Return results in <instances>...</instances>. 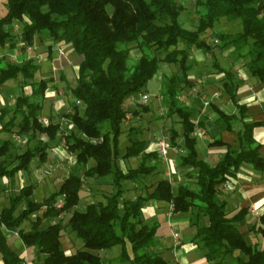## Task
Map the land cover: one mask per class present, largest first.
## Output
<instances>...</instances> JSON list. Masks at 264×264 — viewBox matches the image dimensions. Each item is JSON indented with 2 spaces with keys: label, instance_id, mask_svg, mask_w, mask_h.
Returning <instances> with one entry per match:
<instances>
[{
  "label": "trees",
  "instance_id": "obj_1",
  "mask_svg": "<svg viewBox=\"0 0 264 264\" xmlns=\"http://www.w3.org/2000/svg\"><path fill=\"white\" fill-rule=\"evenodd\" d=\"M195 10L199 26L189 31L178 21L179 8L175 0H7V11L0 17V46L8 43L14 47L16 40L33 45L35 36L45 33L55 42L70 44L80 56L77 84L70 89L74 97L70 103L72 112L65 114L73 128L65 136V144L68 151L75 153L77 166L94 161L84 170L86 177H111L112 191L103 193V201L88 203L80 210L76 206L81 199L83 180L73 173L41 201L31 198L33 184L20 187L18 193L10 195L8 206L0 209L3 264L24 263L5 230L16 232L26 247L41 255L37 264H104L91 250H110L116 246L120 253L113 264H168L152 249L159 223L146 222L143 218L142 209L149 200L169 203L174 213L196 207L207 217V224H198L197 220L192 224L196 226L193 240L205 250L208 262H220L238 251L246 257L236 256L238 264H264V249L246 242L238 229L237 224L245 218L247 208L228 216L226 202L219 199V185L241 165L264 171L260 144L253 136V129L260 122L245 120L246 105L238 102L234 74L214 63L216 72L223 76V91L236 108V112L226 113L211 104L216 114L215 123L222 131H232L235 123L241 128L237 146L220 139L213 142L223 146L224 151L219 161L211 165L197 153L196 123L191 120L196 112L178 98L179 89L191 84L189 50L210 51V45L200 35L221 18L239 19L241 29L234 33L217 30V45L230 49L236 59L243 60L241 66L251 76L264 82V0H196ZM17 22L22 23L20 36L6 28ZM132 48L139 49L140 55L130 63ZM162 63L179 66V71L170 75L164 84L162 100L167 107L166 115L178 118L184 149L179 164L193 168L186 176L195 179V187L182 182L174 193L172 183L165 176L151 192L121 201L122 181H138L158 167L152 162L157 152H145L146 142L138 139L140 132L133 127H129L130 143L121 157L142 154V159L135 168L122 171L116 167L122 124L128 120V112L122 105L127 97L138 96L146 90ZM38 71L39 64L32 59L4 63L0 67V86L9 79L21 77L22 82L32 88L29 95L17 96L12 106L0 108V133L17 127L20 134L30 133L36 138L40 133L46 138H39L33 146L16 153L11 165L3 163L9 156L10 142L0 139V158L3 159L0 184L2 178L11 179L17 172L27 170L35 158L44 162L46 150L59 129L58 123L44 125L39 121L49 80H36ZM76 100L83 104L82 110ZM178 137V132L172 129V146L178 145ZM64 212H70L65 226L82 242V247L71 253L62 247L60 222L41 225L44 219L56 218ZM32 214L35 218L30 228L24 230L21 224ZM254 225L264 240V213L258 215Z\"/></svg>",
  "mask_w": 264,
  "mask_h": 264
},
{
  "label": "crops",
  "instance_id": "obj_2",
  "mask_svg": "<svg viewBox=\"0 0 264 264\" xmlns=\"http://www.w3.org/2000/svg\"><path fill=\"white\" fill-rule=\"evenodd\" d=\"M6 11L7 0H0V17L3 16ZM6 28L10 30L12 34L20 36V33L17 34L15 32L17 24L7 26ZM41 40L47 41V45L50 46L52 50V56H54L51 61L48 62V65H50V70L53 72L56 70L59 71L61 69V79L65 80L64 82H66L69 89L75 87L76 85L72 86L71 83H69L68 73H75V79H77V69L79 62H75L71 67L67 66L64 69H62L63 67L61 68L59 62L61 61V58L65 57V55L67 61L73 60L79 55H77L73 51L70 44L55 42L45 33L36 35L33 45H26L21 48L17 46L16 48H14L10 47L7 43L4 46H0V64L23 62L25 60L32 59L35 63L41 66V61L44 60V58L42 57L41 53L38 52L40 50L37 49V42L41 43ZM27 46H31V50L28 51L26 49ZM197 51H199V49H193V52ZM192 56L193 54L189 55L190 58ZM199 59V57H195V59L192 60L193 62L191 64V68L188 71V80L192 83L195 89L201 88L204 89V91L201 92L200 95L195 96L193 92L188 89L185 96L182 99L180 98V101L196 112L191 120L196 123V126L198 127V129H196L194 132V135L196 136V149L198 156L211 165H214L219 161L221 154L224 151V147L213 144V142L217 139H220L226 144L237 146V137L241 125L239 123H235L234 129L232 131H222L217 127L215 123L216 114L213 111L211 104H216L221 110L226 113H234L236 112V108L230 100V97L223 91L222 74H218L216 72V74H213L214 76L208 79V81L204 79V83L202 82V79H199V67L201 62ZM227 70H230L234 74L235 80L238 83L236 92L238 102L246 105L247 117L245 118V120L249 122H260V124L254 127L253 136L256 142L260 144V153L264 157V82H260L255 77L251 76L244 67L239 68L238 70H236V72L234 71L235 69ZM22 81L23 79L21 77H18L14 79V82L8 86H5V82L0 86V108L12 106L15 102L16 97L21 94L29 95L31 93V85ZM195 81L202 83L196 84ZM215 81L219 82L222 91L212 92V83H215ZM60 92V90L58 91L55 87H51L48 84V88L46 89L44 95L43 108L39 115V121L43 122L42 120L47 119L49 124L52 121V118H56L57 115H60L62 116V120H66V122L70 123L68 125V128L72 129L73 124L71 120L64 115L72 112L70 105H68V102L71 103V101L68 96H66V98H63L58 95V93ZM129 98L132 99L131 97ZM122 106H124V104ZM5 119L7 120L8 118ZM61 119L57 120L61 121ZM175 130L179 134V137L177 139L178 145L172 146V150L178 153L177 161L170 155L172 154V152H170V148H168L166 159L164 160L161 157L158 147L159 136H156V140L150 139L151 131L148 132L145 130L143 133L138 134V139L144 140L146 142L145 152L156 151L157 157L159 158V161L161 163L160 167H157L153 173L146 175L144 178L138 181H122V187L125 191V196L126 194L130 193V196L136 197L138 195H145L146 193L151 192L156 183L161 178H164L165 176L168 177V173L171 174L170 177L172 181L170 182L172 183V185L174 182L173 178L178 180L179 183L188 180L186 174L193 171V168L188 166H181L179 164L180 156L184 154V149L182 146L183 140L181 138V127L180 131L178 129ZM2 134L4 133H0V136ZM155 134L156 133H154V136ZM122 135H124L123 130L121 137ZM169 137L167 138L169 139ZM161 138L167 140V138L164 136H162ZM24 144V148L20 150L17 149L16 153L23 152L27 148V144ZM128 144L129 143L125 144L124 148H122L120 144L119 157L115 162L116 167H118L122 171H125L128 168L137 167L142 159V154L133 156L135 157L134 160H130L132 157H121L125 152V147ZM46 152L47 156L44 162H41L38 160V158H35L34 160H32L27 170H22L15 174V176H18L20 178V187L28 184H33L34 186H36L39 182L45 181L46 176L41 174V170L45 167L51 168L54 171H56V168L61 169L62 165L59 163V159H66V164H64L66 167V177L68 176V174L73 173L81 177V179L83 180L81 198H83L85 203L79 204V200V205H77L76 208L83 210L88 203L99 200L103 201V193H109L112 191L111 177H86L83 174L85 169L94 164V161L88 160L84 166H76V170L71 171V168H74L73 164L76 160L74 152L68 151L67 148L65 150L60 146L51 148V145H49V148L46 150ZM152 162H154V160H152ZM14 177H12L11 179L4 177L2 178V182H12L14 181ZM63 180L64 179L61 180L59 185L63 182ZM103 186H110L111 190H105ZM219 188V199L226 202L225 207H228V210H226L228 216L233 215L240 208H247L245 218L237 224L238 229L242 233L243 238L246 242L258 244L259 248L264 249V244H262V237L259 235V233L254 234V232H252V227L257 221V217H253L249 211L250 207L254 206L258 210L259 215L264 213V171L259 172L252 169L250 166L243 164L235 172L234 175L228 177L225 182L221 183L219 185ZM94 194L96 195L93 196ZM179 213L181 212L174 213L169 203L156 200L147 201L142 209L144 220L157 221L159 223L158 229L160 228L162 223L164 224V231L163 229H161V231L158 233L157 229L152 249L158 252L161 257H163L167 261L168 264H230L231 262L229 261H231V259H228V256L240 257V253L236 251L233 255L226 256L220 262L218 260L208 262L204 256L205 250L201 247L197 240H193L194 234L196 232V226L190 223L189 218L187 220V218H185L184 216H180ZM207 223L208 222L204 224ZM189 225L193 226H190L191 228H189ZM179 229H181L182 232H187L189 240L188 244L186 243L187 241L181 240L179 236L177 240L173 237V232L177 233ZM167 236L172 237L171 243H167L165 241ZM20 241L21 240H18V236L14 232L13 243L11 244L15 250L17 249L14 246L20 243ZM33 251V248H28L23 244V250L21 249V252L18 251L21 257L24 258L23 264H33L28 258L30 252L32 253ZM91 252L94 253V250H91ZM38 263H40V261ZM0 264H3L1 261V256Z\"/></svg>",
  "mask_w": 264,
  "mask_h": 264
},
{
  "label": "rangeland",
  "instance_id": "obj_3",
  "mask_svg": "<svg viewBox=\"0 0 264 264\" xmlns=\"http://www.w3.org/2000/svg\"><path fill=\"white\" fill-rule=\"evenodd\" d=\"M175 2L179 8L178 21L182 24L183 28L189 31L196 30L199 26L197 12L195 10L196 0H175ZM16 24H17V28L15 32L19 34L21 33L22 23L17 22L15 23V25ZM240 29H241V24H240L239 19L228 20L226 18H221L218 22H216L213 28L207 29L204 33L200 35V38L204 39L210 45L211 50L207 51L204 49H199V51L197 52H193V49L189 50V55L193 54L191 58L188 56V60L191 64L193 62L192 60H194L195 57L200 58L199 60L201 62H200V67H199V79H202V82L204 79L208 81V79L214 76L213 74H216V67L214 63H217L219 66L226 68V69H235L234 70L235 72L236 70L242 67L241 64L243 60L236 59L230 49L221 48L220 46H218L216 35H215V32L217 30H223L226 32L234 33V32L239 31ZM14 43L15 44L17 43L14 46V48H16L17 46L21 48L27 45L26 43L19 41V40L15 41ZM37 43H38L37 49L40 50L38 52L41 53L44 60L41 61L42 65L39 66V71L36 73L35 79L39 80L41 78H45L46 80H49L48 84L51 87H55L58 91L59 90L61 91L60 93H58V95H60L63 98L64 97L66 98V96H68L70 101H73L74 97L72 96L68 85L66 84V82H64L65 80L61 79L62 70L60 69L59 71L56 70L53 72L50 70V65H48V62H50L54 56H52L53 55L52 50L50 46L47 45V41L41 40V43L40 42H37ZM179 46L182 47L183 44H180ZM139 55H140L139 49L132 48V50L130 51L131 58L129 62L131 63L133 61L132 59L138 58ZM80 60H81L80 56H77L73 60L67 61L66 55H65V57L61 58V61L59 63H60L61 68L63 67L62 69H64L67 66L71 67L72 65H74L75 62L76 63L80 62ZM2 66H4V63L0 64V67ZM178 71H179L178 65L173 64V63H162L159 71L149 81L146 90L143 92L149 96L148 102L146 103L141 102L139 95L135 96L133 99H130L129 97H127L124 100L123 108L124 109L126 108L125 110L128 112V120L122 124V130L124 133V135H122L121 137V147L122 148H124L125 144L130 143L128 140L129 127H133L139 130L140 132L139 134L143 133L144 130L148 132L151 131L150 139H153V140H156V136L157 137L159 136V139L162 136L166 138L169 137L172 129H178L180 131V125L178 123V118L176 116L168 117L166 115L167 107H166L165 102L162 100V91H163L164 84H166L168 77L170 75ZM75 77H76L75 73H72V72L68 73V78H69L68 81L69 83H71L72 86L76 85ZM13 82H14V79H9L5 82V86H8L12 84ZM199 82L195 81L196 84L202 83V82L201 83ZM192 86L193 85L191 83L190 85H186V86L183 85L179 89V93H178L179 100H181L185 96L188 89L191 90L195 96L200 95V93L204 91V89H201V88H200L201 90L198 88L195 89L194 86L193 88ZM211 90H213L212 92L222 91L221 86L218 81H215V83H212ZM128 98H129V101H128ZM68 105H70V102H68ZM77 105L80 108V110H82L83 104L79 103ZM8 117L9 116H7L6 118ZM61 117L62 116L57 115L56 118H52V121L49 120L53 123L58 122L59 124V129L57 131L56 137L52 142H50V145H51V148H56L60 146L61 148L66 150L65 136L70 132L71 129L68 128V125L70 123L66 122V120H62ZM57 119H61V121H58ZM41 123L44 124L43 122ZM196 129H198L197 126L195 127V130ZM2 133L4 134L0 136V139L8 140L10 142L9 151L7 153L9 156L6 157L5 161H3V163L7 165L13 164V158L16 155V150L17 149L20 150L24 148V145H25L24 143H26L28 147L29 145L33 146L34 144H36L39 138L46 139L45 136L40 133L37 134L36 138H33L30 133L20 134L18 133L17 127H12L10 131L2 132ZM154 133H156L155 136H154ZM167 141L170 144V147H169L170 152H172V154L170 155L173 158H175L177 161L178 153L172 150V145L170 143V137L169 139L167 138ZM134 159L135 157H132L130 160H134ZM1 160L3 159L0 158V161ZM153 160L157 164V166L160 167L161 162L159 161V158L156 156L155 158H153ZM59 161H60L59 163L62 165V168L61 169L56 168V171L44 166L45 168L41 170V174L45 175L47 180L45 179V181L39 182L35 186V190H33V194L31 195V198H33L36 201H41L43 198L49 195L51 191L57 190L59 188L60 186L59 183L61 182V180L66 178V167L64 165L66 164V159H59ZM73 166L74 168H71V171L76 170L75 169V167L77 166L76 163H74ZM173 179H174V182L172 186H173V191L175 193L179 185V182L175 178ZM168 180L171 181L172 179L170 180V178H168ZM184 182L192 188L195 187L194 178L193 179L188 178V180ZM19 183H20V178L18 176H15L14 181L9 182V183L7 182L4 183L1 180L0 209L4 206H8L10 195L18 193L19 188H20ZM103 188L108 191L111 190L110 186H103ZM104 192H107V191H104ZM124 193H123L121 201L125 199L135 198L134 196H130L131 195L130 193L126 194V196L124 195ZM95 195L96 194H94L93 196ZM83 203H85V201L83 200V198H81L79 204H83ZM21 206L22 205H20L19 208H21ZM80 206H83V205H80ZM226 210H228V207L226 208ZM179 214L180 216H184L185 218H187V220L189 218L190 223L196 220L198 224H201V225L208 222L207 217L201 211H199L196 207H193L191 211L189 212H181ZM69 216H70V212H64L56 218L44 219L41 225L45 226L49 223L60 222L63 225V229L61 231V238H60L62 247L66 252L71 253L77 249H80L82 247V244H81L82 242L76 237L74 232L70 231L69 227L65 226ZM34 218H35V214L30 215L29 219L25 220L21 224V227L24 230H28L31 226V221ZM145 221L148 222V220H145ZM190 226H193V225H189L188 227L191 228ZM161 229H163L164 231L163 223L158 229V233L161 231ZM252 229H253L252 232H254V234H258L256 232V225H253ZM5 231L7 233L9 241L13 243L14 231H10V230H5ZM177 233L181 240L187 241L186 242L187 244L189 243L187 232L185 231L182 232L181 229H179ZM18 240L20 239L18 238ZM165 241L167 243H171L172 237L167 236ZM262 244H264L263 239H262ZM14 247L17 249V251L21 252V249L23 250V243H21L20 241V243L16 244ZM94 253L101 257L104 264H113L115 263V259L119 256L120 249L118 246H116L110 250H95ZM28 258L33 264H37L38 261L41 259V255L37 251L34 250L32 253L30 252ZM243 258H245V256L240 253V259H243ZM228 259H231V261H229L231 262L230 264H235V263L238 264L236 257L228 256Z\"/></svg>",
  "mask_w": 264,
  "mask_h": 264
},
{
  "label": "built area",
  "instance_id": "obj_4",
  "mask_svg": "<svg viewBox=\"0 0 264 264\" xmlns=\"http://www.w3.org/2000/svg\"><path fill=\"white\" fill-rule=\"evenodd\" d=\"M26 49L29 51L31 50V46H27ZM132 99L134 98L133 96H130ZM140 97V101L143 102V103H146L148 101V95L146 93H141L139 95ZM76 103L79 104L80 101L79 100H76ZM44 124H48V120L47 119H44L42 120ZM158 147H159V154L161 155V157L165 160L166 159V155H167V152H168V148H169V143L167 140H165L164 138H161L159 141H158ZM170 173H168V178H170L171 180V177H170ZM172 181V180H171ZM250 214L253 216V217H258L259 215V212L258 210L254 207V206H251L250 209ZM173 237L177 240L178 238V235L176 232H173Z\"/></svg>",
  "mask_w": 264,
  "mask_h": 264
}]
</instances>
